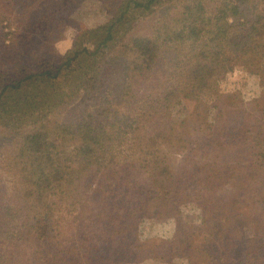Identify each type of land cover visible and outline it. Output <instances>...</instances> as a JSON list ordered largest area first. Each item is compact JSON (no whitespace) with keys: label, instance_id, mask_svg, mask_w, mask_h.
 Masks as SVG:
<instances>
[{"label":"trees","instance_id":"obj_1","mask_svg":"<svg viewBox=\"0 0 264 264\" xmlns=\"http://www.w3.org/2000/svg\"><path fill=\"white\" fill-rule=\"evenodd\" d=\"M212 3L215 4L213 1ZM179 5L182 7L177 10ZM148 11L152 14L159 12L158 19L151 26L152 36L142 32L131 34L134 25L147 17ZM85 34L94 39L96 37V42L91 45L83 44L80 42L82 35L61 64L44 62L41 68L39 64L38 70L28 71L23 77H18L25 72L22 68L16 69V76L5 75L3 70L0 71V121L11 127L13 134L20 135L16 128L19 118L27 112L36 115L33 113L36 109L40 114L35 117V121H40V128L37 129L39 124L35 123V128L21 133L19 160L14 174L15 202L6 208L10 212L12 209L16 214L22 213L25 232L21 235H24L26 244L30 243L33 247L32 255H40V259H29L27 254L22 253L23 247L11 242L10 248L15 249L10 251L9 260L13 264L18 256L32 262L30 264H72L78 261L77 258L82 260L86 255H82L74 244L88 231L90 220L86 216H80V210L90 212L87 205L89 206L90 200L94 202V192H100L104 188L103 191L109 197L126 188V184H116V180L120 179L121 169L131 167L132 163L135 165L136 161L128 158L131 152L119 158L122 149L125 150V144L133 143L141 154L143 172L150 171L144 170L146 162L157 165L162 161L158 150L162 144L160 130L162 128L163 131V125L170 121L171 105L181 97L202 99L197 116L203 114L201 121L206 124L207 137L213 143L220 139L226 142L232 133L229 130L225 132L218 121L221 115L229 114L236 108L232 104L223 106V101L233 100L236 96L217 90V86L219 78L225 76L224 71L233 59L228 52L234 55V59L242 57L241 61L249 71H253L251 68H264V0H217L216 6L209 7L202 0H123L110 22ZM166 40L168 41L163 46ZM161 46L163 49H158ZM120 47L128 49L126 51L132 49L143 63L137 65L132 74L128 72L129 88L120 89L119 86L111 89V85L105 88L108 77L105 68L112 64L117 69V59L113 53ZM99 62L101 66L105 64L104 68H101ZM0 65L3 67V59H0ZM84 68L88 71L84 72ZM65 72H74L76 76L71 99L92 97L99 102V105L86 106L77 122H66L61 119L63 117L60 118L66 105L64 99L69 94L58 92L57 82L61 81V76H66ZM135 81H149V92L131 96L129 93L132 92L126 90ZM24 107L28 110L24 111ZM238 108L240 112V106ZM243 112L247 118L255 115L260 118L264 113L260 111L261 115H257L247 110ZM170 129L173 141V137L180 134L174 132L173 127ZM235 130L234 143L240 139L246 142H250L249 138L256 140L253 136L243 137L246 129L241 125H237ZM73 143L76 144L72 159L71 156H64L61 149L65 146L68 148ZM133 151L137 153L135 149ZM260 156L264 158V152ZM117 157L120 166L110 169L116 164ZM95 164L97 168L94 167ZM255 164L256 160L252 166ZM207 167L208 164L206 167L199 166L195 171L185 172V176H181L183 173L176 176L171 174L170 181L166 169L162 168L155 174L158 179L150 181L147 177L149 184L140 182L139 193L136 186L132 187L136 188L132 189L136 194L131 198L145 197L147 201L142 207L148 211L149 204H156L161 198L168 200V190L180 177L185 182L195 180L198 184L203 179H212V186L201 191V199L209 197L214 185L224 179L226 174L220 171L217 176H213L211 168ZM230 175L232 178L237 176L235 169L230 171ZM92 178H96V186L89 181ZM108 181L113 183L108 186ZM150 186L153 192H149ZM173 192L175 197L176 193ZM65 194L70 196V212L77 210L76 216H72L68 224L67 230L70 232L66 231L69 233L67 235L58 223L54 211L56 198L63 199ZM94 203L98 205V202ZM97 205L95 213L98 210L101 219L103 208H97ZM132 211L136 219L137 216L134 215L137 209L130 210L131 214ZM140 212H143L142 208ZM121 220L125 221V218L121 216ZM102 221L121 227L119 215H112ZM135 226L136 222H131L130 228L135 229ZM5 235V232L2 234L0 231V257L8 255L2 254L1 246L8 244ZM86 240H82L80 247L87 245ZM38 245L40 252L36 251ZM124 253H129V250L124 249ZM118 256L116 251L114 257Z\"/></svg>","mask_w":264,"mask_h":264},{"label":"rangeland","instance_id":"obj_2","mask_svg":"<svg viewBox=\"0 0 264 264\" xmlns=\"http://www.w3.org/2000/svg\"><path fill=\"white\" fill-rule=\"evenodd\" d=\"M202 1L207 7L217 5V0H212L215 4L211 0ZM122 2L123 0H0V59L4 60L0 71L3 70L5 75L16 76V69L22 68L25 72L18 77H23L28 71L38 70L39 64L41 68L44 62L61 64L82 35L80 42L83 44L91 45L96 42V37L94 39L85 33L110 22ZM181 7L182 5H179L176 9ZM147 14V17L134 25L131 34L142 32L152 36L151 26L158 19L159 12L152 14L148 11ZM229 21L231 22V19ZM163 46L158 49L162 50ZM126 50L128 49L120 47L113 53L116 55L117 69H114L112 64V68H105L108 74L105 88L107 85H111V89L119 86L120 89L129 88L128 72L132 74L134 68L143 63L141 57L132 49ZM228 55L233 59L224 71L225 76L219 78L217 90L236 96L233 100L223 101V106L232 104L236 108L230 109L232 111L229 114L221 115L218 123L220 126L222 124L225 132L231 131L232 136L227 138L226 142L223 139L214 141L218 145L213 143L207 137L206 124H202L203 114L197 116L202 99L178 98L171 105L170 121L163 125V131L162 128L160 130L162 144L158 150L162 161L158 162V166L146 162L144 170L150 171L143 172L141 154L133 143L125 144V150L122 149L119 158L131 152L128 158L136 161L135 165L132 163L131 167L121 169L120 179L116 180V184H126V188L109 197L103 191L104 188L100 192H94L93 200L98 202L97 208H103L101 219L99 211L95 213L96 205L92 200L89 201V206L87 205L90 212L80 210V216L88 217L90 225L81 239L75 240L74 246L86 256H83L82 260L77 258L78 261L72 264H264V158L260 156L264 152V113L260 118L256 115L247 118L243 112L247 110L261 115L260 111H264V68H251L253 71H249L245 69L242 57L234 59L231 52H228ZM99 65L101 66L100 62ZM104 66L105 64L101 68ZM252 66L255 68V64ZM86 71L88 70L84 68V72ZM65 73L66 76H61V81L56 80L58 92L69 94L64 99L66 105L60 118L63 117L61 119L66 122H77L86 106L99 105V102L92 97L71 99L76 76L74 72ZM135 83L137 82L126 90L132 92L129 93L131 96L149 92V81ZM27 110L28 108L24 107V111ZM38 112L36 109L33 111L36 115L27 112L19 118L16 128L20 135L13 134L11 127L0 121V231L2 234L5 232L8 239L7 246H1L2 254L8 255L0 257V264H13L9 260L10 251L15 249L10 248L11 242L18 244L20 248L23 247L22 253L27 254L29 259H40V255H32L33 247L30 243L26 244L24 235H21L25 232L22 213L16 214L12 209L11 212L6 210L10 203L15 202L14 174L16 162L19 160L21 133L35 128V123L39 124L37 129L40 128V121H35V117L40 116ZM237 125L246 129L243 131L244 134L246 132L243 137L253 136L256 140L249 138L250 142H246L240 139L234 143V129ZM170 127L180 134L173 137V141ZM248 127L250 128L247 129ZM75 144L61 149L63 155H74ZM250 152L252 153L249 154ZM254 160L257 164L252 166ZM96 164L95 168L98 167ZM120 164L117 157L116 164L110 169ZM206 164L211 168L210 173H213V176H217L220 171L226 174L224 179L214 185L209 197L201 199V191L212 186V179H205L209 183L203 179L198 184L195 180L185 182L184 178L180 177L173 186L169 184L171 189L168 190V200L161 198L158 203L149 204L148 211L142 207L147 201L145 197L131 198L136 194L132 191L136 188L132 187L136 186L139 193L141 183L149 184L154 178L158 179L155 174L162 168L166 169L170 181L171 174L176 176L183 173L181 176H185V172L195 171L202 165L206 167ZM72 165L75 166L73 161ZM232 169L237 173L233 178L230 177ZM95 179L89 180L94 186ZM112 183L108 181V186ZM102 184L103 182L99 185ZM173 191L176 193L175 197ZM149 192H153L151 186ZM69 197L65 194L63 199L56 198L54 205L58 223L66 235L69 234L66 231L70 232L67 228L72 216L77 214V210H69ZM134 208L137 209L134 215L137 220L133 217L134 211L132 214L130 212ZM141 208L143 212H140ZM112 215L120 216V228L102 221ZM121 216L125 221L121 220ZM131 222H136L135 229L130 228ZM117 234L119 235L116 236ZM85 239L87 245L80 247ZM124 249L129 250V253H124ZM36 251L40 252V245L36 247ZM116 251L119 253L118 257H114ZM16 259L15 264L32 263L20 256Z\"/></svg>","mask_w":264,"mask_h":264}]
</instances>
